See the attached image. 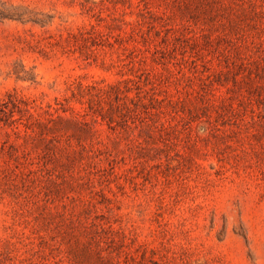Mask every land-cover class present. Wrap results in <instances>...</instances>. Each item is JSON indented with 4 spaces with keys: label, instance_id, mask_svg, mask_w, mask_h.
Listing matches in <instances>:
<instances>
[{
    "label": "rangeland",
    "instance_id": "374dc122",
    "mask_svg": "<svg viewBox=\"0 0 264 264\" xmlns=\"http://www.w3.org/2000/svg\"><path fill=\"white\" fill-rule=\"evenodd\" d=\"M0 264H264V0H0Z\"/></svg>",
    "mask_w": 264,
    "mask_h": 264
}]
</instances>
